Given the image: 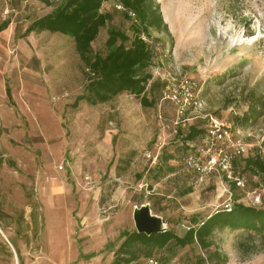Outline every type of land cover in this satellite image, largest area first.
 Listing matches in <instances>:
<instances>
[{"label":"rangeland","instance_id":"rangeland-1","mask_svg":"<svg viewBox=\"0 0 264 264\" xmlns=\"http://www.w3.org/2000/svg\"><path fill=\"white\" fill-rule=\"evenodd\" d=\"M48 1L0 0V264H111L145 203L178 235L228 202L264 208V175L243 160H264V0H155L168 34L142 35L153 52L148 107L128 92L72 106L86 84L72 37L25 32L61 0ZM100 10L112 17L91 45L105 55L108 30L131 35V20L115 0ZM214 121L246 149L230 147L241 188L219 168L199 183L185 162L191 152L207 163L201 140ZM190 126L202 136L185 140ZM243 235L217 230L210 249L225 264H264L258 238L239 250ZM152 256L201 264L206 253L170 243Z\"/></svg>","mask_w":264,"mask_h":264},{"label":"trees","instance_id":"trees-1","mask_svg":"<svg viewBox=\"0 0 264 264\" xmlns=\"http://www.w3.org/2000/svg\"><path fill=\"white\" fill-rule=\"evenodd\" d=\"M106 1L108 0H61L49 13L32 20L25 32L46 30L72 37L75 51L86 69L84 91L76 97L73 107L81 101L92 105L105 103L123 92L138 97L144 107L152 106L154 100L148 99L146 86L152 77L148 67L152 62L153 52L142 35L149 37L150 30L168 34L158 3L155 0H115L131 20V35L119 28H110L105 41L107 52L100 55L93 52L91 43L99 29L111 20V13L100 10ZM7 25L8 22H0V31ZM155 84L151 83L150 89ZM202 134V129L190 126L184 139L193 141ZM243 160L244 168L264 175V160L258 157ZM190 191L191 189H187L185 193ZM224 228L243 231V238L237 243L243 253L249 239L256 237L259 245L264 244V208L234 202L230 210L221 208L200 220L193 217L182 235L171 230L150 235L136 230L124 231L123 241L116 249L111 264H142L138 260L140 256L146 259L170 243L179 247L197 245L206 253V257L199 259L201 264L205 261L225 264L226 256L221 255L217 249H210L213 233ZM256 244L254 242L253 246H257Z\"/></svg>","mask_w":264,"mask_h":264},{"label":"built area","instance_id":"built-area-1","mask_svg":"<svg viewBox=\"0 0 264 264\" xmlns=\"http://www.w3.org/2000/svg\"><path fill=\"white\" fill-rule=\"evenodd\" d=\"M121 6V5H120ZM122 7V6H121ZM192 81L186 76L181 77V85L186 88V92L189 91V87L192 85ZM188 94V93H187ZM191 95V94H188ZM175 97V95H173ZM179 113L184 112V108L180 107L178 110ZM230 133L228 132L226 127L221 128L217 121H214L213 127L206 130L204 135L202 136V144L203 148L201 151L204 155H208L209 159L206 164H200L199 158L196 157L194 153H190L187 155L185 162L187 166L195 168L198 171V179L197 181L200 183L204 180L205 175L211 169L221 170L223 175L228 179L233 181L234 186L243 187L244 183L239 177H233V154L230 147H234L237 152H245L244 146L240 143V141H236L235 143H231L230 141ZM224 191L229 193L231 196V192L227 188H224ZM259 201V196L255 197V202ZM226 210L231 209V203H225L224 207ZM145 264H161L159 260L153 256L147 257L145 259Z\"/></svg>","mask_w":264,"mask_h":264},{"label":"water","instance_id":"water-1","mask_svg":"<svg viewBox=\"0 0 264 264\" xmlns=\"http://www.w3.org/2000/svg\"><path fill=\"white\" fill-rule=\"evenodd\" d=\"M135 230L138 233L150 235L152 233L164 232L167 230L161 218L152 214L147 203L141 204L133 211Z\"/></svg>","mask_w":264,"mask_h":264}]
</instances>
